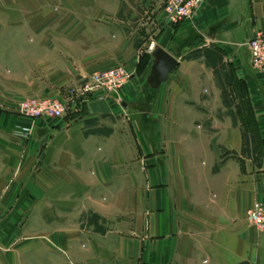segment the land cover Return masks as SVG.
I'll list each match as a JSON object with an SVG mask.
<instances>
[{
  "label": "crops",
  "instance_id": "crops-1",
  "mask_svg": "<svg viewBox=\"0 0 264 264\" xmlns=\"http://www.w3.org/2000/svg\"><path fill=\"white\" fill-rule=\"evenodd\" d=\"M9 1L0 264H264V230L246 217L264 207V76L243 45L264 33V0H202L175 24L160 0ZM149 39L177 60L156 86ZM117 65L127 82L76 113L1 105L61 98Z\"/></svg>",
  "mask_w": 264,
  "mask_h": 264
},
{
  "label": "built area",
  "instance_id": "built-area-1",
  "mask_svg": "<svg viewBox=\"0 0 264 264\" xmlns=\"http://www.w3.org/2000/svg\"><path fill=\"white\" fill-rule=\"evenodd\" d=\"M201 0H160L159 8L168 23L175 24L192 18ZM243 45L248 51L249 65L256 72H264V33L257 31ZM154 50V42L149 39L144 47L147 54ZM129 72L122 66L94 72L84 77L78 84L66 86L61 98H26L17 103L14 111L31 120L39 117H63L76 113L83 103L96 92L102 90L116 93L129 79ZM246 217L256 230H264V207L253 201L246 210Z\"/></svg>",
  "mask_w": 264,
  "mask_h": 264
},
{
  "label": "water",
  "instance_id": "water-1",
  "mask_svg": "<svg viewBox=\"0 0 264 264\" xmlns=\"http://www.w3.org/2000/svg\"><path fill=\"white\" fill-rule=\"evenodd\" d=\"M152 61L150 65V74L148 75V81L156 86L162 82L167 73L176 66L177 60L167 53L165 50L156 49L150 54Z\"/></svg>",
  "mask_w": 264,
  "mask_h": 264
},
{
  "label": "rangeland",
  "instance_id": "rangeland-1",
  "mask_svg": "<svg viewBox=\"0 0 264 264\" xmlns=\"http://www.w3.org/2000/svg\"><path fill=\"white\" fill-rule=\"evenodd\" d=\"M202 1V0H201ZM25 6L26 5H24L23 3H22V1H20V2H18L16 5H15V7H17V8H20V9H22V8H25ZM54 9V7H52V10ZM160 9V8H159ZM12 10H14L13 9V5H12V3L9 1V0H0V30H3V29H6V28H11V27H14V23L10 20V17L12 18V12H14V11H12ZM161 10V9H160ZM21 23V22H20ZM19 24V23H18ZM21 25H23V23H21ZM21 26H18L17 25V28H20ZM255 32H257V31H255ZM254 32V33H255ZM0 39H4V38H0ZM246 48V47H245ZM247 50V49H246ZM248 52V51H247ZM5 66H6V63H5V65L3 66L4 68H5ZM3 70H5V69H3ZM254 70V69H253ZM255 71V70H254ZM99 72V71H98ZM256 72V71H255ZM94 73V72H93ZM257 74H259V75H262V76H264V72H256ZM92 74V73H91ZM90 74V75H91ZM89 76V75H88ZM88 76H86V77H88ZM119 90V89H118ZM27 98H33V97H27ZM34 98H37V97H34ZM24 99H26V98H22V99H20V100H17V101H12V102H2L3 104H1L3 107H7V108H9V107H11V108H15V106L17 105V103L19 102V101H21V100H24ZM248 219V218H247ZM249 220V219H248ZM249 222H250V220H249ZM251 223V222H250ZM252 224V223H251Z\"/></svg>",
  "mask_w": 264,
  "mask_h": 264
},
{
  "label": "bare ground",
  "instance_id": "bare-ground-1",
  "mask_svg": "<svg viewBox=\"0 0 264 264\" xmlns=\"http://www.w3.org/2000/svg\"><path fill=\"white\" fill-rule=\"evenodd\" d=\"M152 51H154V50H152Z\"/></svg>",
  "mask_w": 264,
  "mask_h": 264
}]
</instances>
